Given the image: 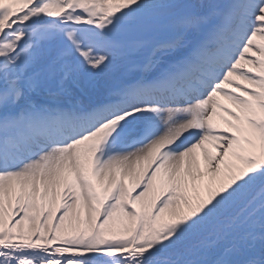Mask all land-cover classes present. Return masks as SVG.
Returning <instances> with one entry per match:
<instances>
[{"label": "snow or ice", "instance_id": "obj_1", "mask_svg": "<svg viewBox=\"0 0 264 264\" xmlns=\"http://www.w3.org/2000/svg\"><path fill=\"white\" fill-rule=\"evenodd\" d=\"M0 264H264V0H0Z\"/></svg>", "mask_w": 264, "mask_h": 264}, {"label": "bare ground", "instance_id": "obj_2", "mask_svg": "<svg viewBox=\"0 0 264 264\" xmlns=\"http://www.w3.org/2000/svg\"><path fill=\"white\" fill-rule=\"evenodd\" d=\"M201 166L203 167V160H202V158H201Z\"/></svg>", "mask_w": 264, "mask_h": 264}]
</instances>
